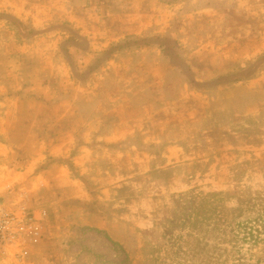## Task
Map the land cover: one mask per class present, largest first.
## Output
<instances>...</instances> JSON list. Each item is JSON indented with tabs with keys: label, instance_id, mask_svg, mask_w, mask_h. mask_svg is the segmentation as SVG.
I'll return each instance as SVG.
<instances>
[{
	"label": "rangeland",
	"instance_id": "374dc122",
	"mask_svg": "<svg viewBox=\"0 0 264 264\" xmlns=\"http://www.w3.org/2000/svg\"><path fill=\"white\" fill-rule=\"evenodd\" d=\"M155 1L166 13L152 4L156 17L139 41L153 46L136 49L138 41L125 48L99 43L126 31L127 18L113 14L117 0H0L6 24L0 26V117H6L5 98L18 96L16 114L8 117L22 123L36 113L41 119L66 113L79 122L84 114L106 123L99 132L107 137L118 118L124 129L129 123L162 129L147 152L132 151L142 146L139 136L120 145L103 137L99 145L128 153L104 157L101 176L112 179L86 194L38 183L18 188L12 180L13 202L0 195V205L23 206L35 216L7 249L14 263L22 261L16 247L26 237L38 241L31 256L38 264H234L235 256L228 257L234 249L264 259V243L253 246L210 225L215 204L218 210L255 202L264 207V0ZM71 19L82 21L81 30ZM122 48L128 52L120 56ZM6 56L18 60L6 62ZM18 71L22 86L8 87ZM163 105L168 108L158 111ZM206 107L210 119L203 116ZM170 140L181 150L183 168L178 162L161 167ZM182 170L184 176L174 175ZM63 198L72 204L63 205ZM255 216L242 212L233 224Z\"/></svg>",
	"mask_w": 264,
	"mask_h": 264
},
{
	"label": "crops",
	"instance_id": "0c3cea01",
	"mask_svg": "<svg viewBox=\"0 0 264 264\" xmlns=\"http://www.w3.org/2000/svg\"><path fill=\"white\" fill-rule=\"evenodd\" d=\"M117 2L118 4L112 5L113 14L115 16L127 18L126 31L118 36L108 35L103 42H99L103 46L118 42L128 35H142V33L146 32L145 30L149 29L148 27L151 24L150 20L156 17L154 16L155 11H151L152 4L166 13L164 5L161 2L157 3L155 0H117ZM178 5L182 8L180 3H178ZM11 11L14 12L11 13L12 16L17 14L15 9L12 10L11 8L10 12ZM193 11L195 10H191L189 14ZM72 20L73 19H71V24L78 26L77 30H81L82 21L79 20L74 23ZM36 25L37 24L34 23V26ZM0 26L5 27L6 24L0 22ZM32 28L33 26H30L31 30H33ZM35 31H37V29H35ZM33 41L36 43L38 39H31V42ZM95 50L98 49L94 47V51ZM12 59L15 61L18 60L16 57L12 58L6 56L5 61L10 62ZM98 71L99 70H94L96 73ZM17 75L16 82L9 84L8 87L17 86L16 88H20V86H22H19L20 82L18 80L20 79L22 81L24 76L21 71H18ZM136 75L140 78L146 77L144 73H136ZM183 75L189 78L193 76V73L192 75L190 74L191 76H186L184 73ZM157 78L156 82L160 83L161 80H163L162 84L165 82V79H161L163 77L159 76ZM183 85H185V82ZM174 86L173 88H177L178 85L176 84ZM147 88L151 87L145 86L142 90ZM184 89L188 91L187 84L184 86ZM5 100L6 102L3 105L6 107V117H0V186L4 185L5 187L4 190L0 191V195L6 197L4 199L5 203L9 200L13 202L12 198L14 194H10L7 190L11 187L10 182L12 180L14 181L12 182L13 186H17L18 188L21 186L30 187L31 183H38L41 189L44 188L46 190H68L74 188L79 191L80 195H83L81 191L86 194L89 189H96L104 186V182H106V180L111 181L112 178L111 174L110 177L108 176L106 178L101 176L104 167L102 159L107 156L110 158L120 155L125 156L128 151L125 149L120 150L119 148H111V145H109V147L103 144L99 145L103 137L112 145H120V143L126 139H132L133 137L139 139V136L142 141V146L131 147L133 152L144 151L146 149L147 152L150 145L152 146V144H155L154 142L160 141L162 129L160 131H155L151 128L144 130L142 127H139L140 125L127 124L128 122H126V124L131 128L124 129V122L120 118L113 124L108 137L99 132L102 129L101 127H104L106 123L90 120L89 117L84 114L80 117L81 119L79 122V120H72L65 117L66 113L59 118L46 117L43 119L38 118V113H36V117L22 123L21 119H18L16 116L11 118L8 117V114H16L14 109L16 108L19 97L14 96L12 98H5ZM58 103L59 102H54L53 109H55V105H58ZM68 104L69 103H63L62 101V105ZM126 104L128 105V103ZM129 105L132 106L131 103ZM196 105L198 106V104ZM133 107L135 108V104ZM167 108V105L159 106L158 111L162 112ZM212 115L213 111L210 107H206L203 116L210 119ZM211 127L212 125H209L205 128ZM221 128L229 132L226 126H221ZM232 136L241 137L243 135L234 134ZM169 142H174V144L164 147L163 157L166 159V163L161 167L170 168V166L178 162V166H182L183 168L185 163L180 161V148L176 145V141L170 140ZM237 148L241 149V146L238 145ZM107 161H110V159ZM108 168L112 167L108 166ZM117 172H119V169H114L112 173L117 174ZM174 175L181 177L185 175V172L182 170L178 174L174 173ZM117 181L118 180H115L113 182ZM71 200L70 198L66 200L63 198V205H71ZM75 200L76 199L73 200V203ZM55 201L54 199L53 203H55ZM84 202L83 200L81 204H84ZM35 240L34 238L26 237L25 240H21L19 245H17L16 253L18 254L16 255L22 260L18 264H24L25 262H27V264H38L36 261L33 262L31 258V256L34 257L32 252L38 244V241ZM1 254L0 264H17L14 263L13 260L8 259L7 248L4 252H1ZM44 255H47L46 251L41 252L43 261L46 259L43 257Z\"/></svg>",
	"mask_w": 264,
	"mask_h": 264
},
{
	"label": "trees",
	"instance_id": "16d2710c",
	"mask_svg": "<svg viewBox=\"0 0 264 264\" xmlns=\"http://www.w3.org/2000/svg\"><path fill=\"white\" fill-rule=\"evenodd\" d=\"M220 5V4H219ZM217 5V6H219ZM197 7V6H196ZM209 8L213 7L212 3H209ZM224 8V7H223ZM183 9V7H182ZM195 9V8H194ZM192 9V10H194ZM212 9V8H211ZM223 12H225V8L221 9ZM128 37V38H127ZM141 38H145L142 35H128L125 38L121 39L118 42H113L109 45V47H129L132 45V43H136L137 41L139 42ZM151 38V36H150ZM132 39V40H131ZM150 41V40H148ZM151 45V46H149ZM152 47L153 44L152 42H139L138 46L136 49H141L143 47ZM161 46V45H160ZM132 51V50H131ZM128 52V49H123L120 50V56L125 55ZM132 56V55H131ZM218 194H209L208 196L215 199L217 198ZM183 198V197H182ZM214 206V213H213V218L211 221V226L214 227L215 232H223V235L225 236H233L235 238L240 239L244 243L247 241H250V243L253 246H260V244L264 243V207L261 208L259 203H253V204H246V205H241L233 209H219L217 207V204L213 205ZM211 209V208H210ZM227 211L228 213H226ZM242 212H250V213H256V216L253 220L247 219L246 222L243 223H234L233 224V219L241 216ZM220 225L222 227H220ZM232 225H234L235 230L237 229V233L233 231ZM223 228V229H222ZM238 228L244 230V236L241 237L240 230ZM241 237V238H240ZM228 253H226L227 255ZM230 256H235V263L234 264H264V259H261L258 257L257 254L252 253V252H246L242 253L241 251H238L236 249L231 250L228 257Z\"/></svg>",
	"mask_w": 264,
	"mask_h": 264
},
{
	"label": "built area",
	"instance_id": "2783aa9c",
	"mask_svg": "<svg viewBox=\"0 0 264 264\" xmlns=\"http://www.w3.org/2000/svg\"><path fill=\"white\" fill-rule=\"evenodd\" d=\"M34 220L33 212L26 207L10 210L0 205V249L5 251L9 246L16 245Z\"/></svg>",
	"mask_w": 264,
	"mask_h": 264
}]
</instances>
